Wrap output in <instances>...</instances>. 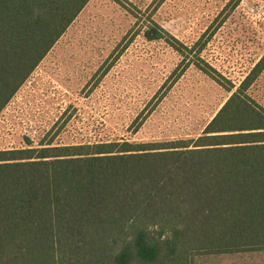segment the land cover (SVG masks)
I'll return each mask as SVG.
<instances>
[{
	"label": "trees",
	"instance_id": "obj_1",
	"mask_svg": "<svg viewBox=\"0 0 264 264\" xmlns=\"http://www.w3.org/2000/svg\"><path fill=\"white\" fill-rule=\"evenodd\" d=\"M89 1L0 0V112ZM263 68L195 140L0 151V264L264 251V107L246 93Z\"/></svg>",
	"mask_w": 264,
	"mask_h": 264
},
{
	"label": "rangeland",
	"instance_id": "obj_2",
	"mask_svg": "<svg viewBox=\"0 0 264 264\" xmlns=\"http://www.w3.org/2000/svg\"><path fill=\"white\" fill-rule=\"evenodd\" d=\"M263 57L264 0H90L0 112V151L195 140ZM246 93L264 107V68Z\"/></svg>",
	"mask_w": 264,
	"mask_h": 264
},
{
	"label": "flooded vegetation",
	"instance_id": "obj_3",
	"mask_svg": "<svg viewBox=\"0 0 264 264\" xmlns=\"http://www.w3.org/2000/svg\"><path fill=\"white\" fill-rule=\"evenodd\" d=\"M34 71V70H33ZM31 75V74H30Z\"/></svg>",
	"mask_w": 264,
	"mask_h": 264
}]
</instances>
